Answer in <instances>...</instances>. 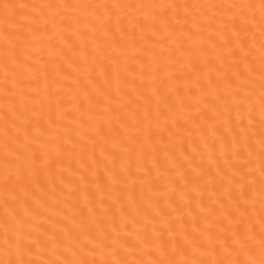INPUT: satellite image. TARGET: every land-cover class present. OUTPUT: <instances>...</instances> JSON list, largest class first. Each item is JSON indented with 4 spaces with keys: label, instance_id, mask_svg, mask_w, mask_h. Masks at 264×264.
<instances>
[{
    "label": "snow or ice",
    "instance_id": "1",
    "mask_svg": "<svg viewBox=\"0 0 264 264\" xmlns=\"http://www.w3.org/2000/svg\"><path fill=\"white\" fill-rule=\"evenodd\" d=\"M0 264H264V0H0Z\"/></svg>",
    "mask_w": 264,
    "mask_h": 264
}]
</instances>
